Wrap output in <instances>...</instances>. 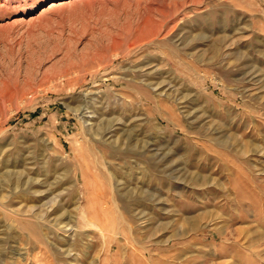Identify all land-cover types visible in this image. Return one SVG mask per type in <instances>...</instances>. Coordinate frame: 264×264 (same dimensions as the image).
<instances>
[{
	"label": "rangeland",
	"instance_id": "rangeland-1",
	"mask_svg": "<svg viewBox=\"0 0 264 264\" xmlns=\"http://www.w3.org/2000/svg\"><path fill=\"white\" fill-rule=\"evenodd\" d=\"M0 264H264V0H0Z\"/></svg>",
	"mask_w": 264,
	"mask_h": 264
},
{
	"label": "bare ground",
	"instance_id": "bare-ground-1",
	"mask_svg": "<svg viewBox=\"0 0 264 264\" xmlns=\"http://www.w3.org/2000/svg\"><path fill=\"white\" fill-rule=\"evenodd\" d=\"M156 127H157V125H156ZM160 127L158 126V131L160 132ZM193 176V175H192ZM205 179V178H204ZM194 180H200L199 178H194V177H192L191 178V181H194ZM7 197V196H6ZM4 200V199H3ZM39 212V211H38ZM13 213V212H12ZM46 213V212H45ZM81 214L83 215L84 214V211H82L81 212ZM39 215V214H38ZM37 216V215H36ZM84 216V215H83ZM139 217H141V216H139ZM141 221V220H140ZM91 221H88V223H90ZM143 222V221H142ZM38 223V222H37ZM87 223V222H86ZM42 224V223H41ZM193 227L195 226V223H192L191 224ZM42 226V225H41ZM89 226H93V227H95L96 229H97V231L99 232V234L101 235V236H103V237H105L106 236V234H108V232L110 231V229L109 228H105L103 225L102 226H100V225H96L93 221L90 223V225ZM59 228V230H61L62 229V231L64 232V233H66V235L67 234H71V235H74L75 234V229H74V227H71V228H69V229H67V228H60V227H58ZM96 231V232H97Z\"/></svg>",
	"mask_w": 264,
	"mask_h": 264
}]
</instances>
